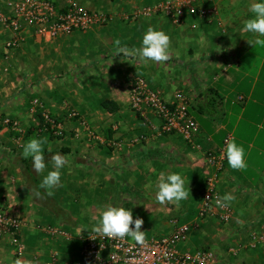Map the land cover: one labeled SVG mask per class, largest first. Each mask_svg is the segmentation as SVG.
Wrapping results in <instances>:
<instances>
[{"label":"crops","instance_id":"0c3cea01","mask_svg":"<svg viewBox=\"0 0 264 264\" xmlns=\"http://www.w3.org/2000/svg\"><path fill=\"white\" fill-rule=\"evenodd\" d=\"M8 1L14 0H0V9L7 13ZM46 1L60 8L75 4L111 21L52 43L26 31L22 47L12 52L6 50L12 34L0 25V206H9L22 222L24 245L18 256L12 237L0 236L3 264L15 259L46 264L53 252H58L59 264L80 260V237L92 232L100 207L109 203L132 208L134 218L143 219L141 230L147 231V238L170 235L173 222L192 225L191 237L179 245L180 251L208 248L220 264H264V245L251 244L264 224V130L257 128L264 123V47L251 45L255 34L241 31L251 16L252 0H202L200 9L217 15L188 13L180 27L157 16L125 18L164 0ZM150 26L171 37L168 61L142 64L114 55L116 39L122 46L139 47ZM36 77L46 81L38 86L31 81ZM138 77L162 91L169 103L182 94L199 125L195 141L199 148L180 136L163 135L161 122L152 113L142 117L131 109V83ZM36 99L42 107L33 110ZM103 102H112L118 110L107 112ZM39 111L60 125L61 137L39 134ZM70 111L78 117L70 118ZM5 119L18 129L5 127ZM84 125L107 142L122 143L121 148L94 141ZM33 136L48 141L46 161L56 152L68 157L62 184L51 190L40 187L51 165L38 174L31 158L22 155L24 143ZM233 138L245 148L246 170L230 169L221 155ZM208 153L223 160L220 196L231 192L236 197L228 225L198 218ZM162 172H180L186 178L190 195L179 206L155 200ZM49 227L61 234H46Z\"/></svg>","mask_w":264,"mask_h":264},{"label":"built area","instance_id":"2783aa9c","mask_svg":"<svg viewBox=\"0 0 264 264\" xmlns=\"http://www.w3.org/2000/svg\"><path fill=\"white\" fill-rule=\"evenodd\" d=\"M202 0H164L159 4L148 7L133 15H126V20L140 17H162L171 22L174 27H180L188 13H198L203 18H210L217 15L216 11H202L200 3ZM6 10L0 9V25L12 34V38L6 44L8 52L16 51L24 43L23 34L26 31L47 43H51L61 37L73 35L75 33H86L95 26H104L111 21L107 15L90 12L83 7L70 4L60 8L54 3L46 0H14L5 3ZM130 105L131 109L138 115L144 117L147 113H152L161 122V133L163 135L180 136L186 143L199 148L196 145L199 125L190 115L188 102L181 93L175 96V102L169 103L165 100L162 91L152 89L143 78H135L131 83ZM38 101H33L32 109L41 108ZM50 130L57 137L62 136L60 125L49 115L43 114ZM78 115L75 111H70V118L75 119ZM3 125L16 131L18 126L12 124L11 120L5 119ZM86 134L94 141L108 145L113 148H121L122 143L107 142L99 138L90 127L84 125ZM40 130V133H43ZM208 160V174L206 185L203 191V201L198 218L201 220L214 218L221 224L228 225L232 219L230 207L219 208L215 200L220 196L218 191V181L223 171V160L217 154H206ZM175 226L173 232L165 237L148 240L146 248L135 246L128 237L123 240L106 238L93 232L80 237L82 242L81 259L69 264H131L130 257L144 254L140 264H220L214 251L198 249L196 251L181 252L178 250L180 244L189 240V235L193 226L189 224L180 225L173 222ZM23 224L17 218L11 208L7 205L0 206V236L12 237L18 256L24 253V245L21 242ZM44 232L50 236H58L61 233L49 227ZM252 247L258 244L264 245V224L260 234H256L251 239ZM131 248V251L128 249ZM35 260H38L36 257ZM60 256L58 252L50 255L46 264H59Z\"/></svg>","mask_w":264,"mask_h":264},{"label":"clouds","instance_id":"9594fccd","mask_svg":"<svg viewBox=\"0 0 264 264\" xmlns=\"http://www.w3.org/2000/svg\"><path fill=\"white\" fill-rule=\"evenodd\" d=\"M251 16L243 21L242 32L255 34L251 45L254 47H264V0H252L248 6ZM114 55L134 58L142 64L149 62L163 63L170 59L171 37L165 31L148 27L144 32L139 47L122 46L121 41H114ZM258 130H264V123L257 125ZM48 143L44 138L30 137L23 145L22 155L25 159L31 158L32 167L38 174L44 173L51 165V170L43 175L40 187L51 190L62 184V170L69 163L68 157L60 152L51 155V160L46 161L45 145ZM50 151V148H49ZM221 155L226 158L228 166L232 170L242 171L248 167L246 151L242 144L235 138L226 142ZM51 195V191L48 192ZM39 195V193H37ZM190 195L189 186L186 185V178L180 172L160 173L156 181L155 200L160 205L175 204L187 200ZM236 197L231 192H226L223 196H218L215 204L219 208L230 207ZM144 221L139 216L134 218L132 208L111 203L100 207V215L97 222L92 226L91 231L97 235L123 240L125 237L134 242L133 247L146 248L148 240L146 233L142 231ZM131 251V248L128 249ZM145 258L141 253L139 256L133 255L129 259L131 264H140ZM0 264L3 261L0 260ZM12 264H38L34 260L15 259Z\"/></svg>","mask_w":264,"mask_h":264},{"label":"trees","instance_id":"16d2710c","mask_svg":"<svg viewBox=\"0 0 264 264\" xmlns=\"http://www.w3.org/2000/svg\"><path fill=\"white\" fill-rule=\"evenodd\" d=\"M102 108L109 113H114L118 110L117 107L112 102H103ZM39 112H40L39 118H40V122H41L40 123L41 124L40 129L44 130V132H47L49 134H53V132L50 130L49 125L46 123V120L43 117L41 111H39Z\"/></svg>","mask_w":264,"mask_h":264},{"label":"rangeland","instance_id":"374dc122","mask_svg":"<svg viewBox=\"0 0 264 264\" xmlns=\"http://www.w3.org/2000/svg\"><path fill=\"white\" fill-rule=\"evenodd\" d=\"M89 2H93V0H89ZM86 8H89L87 5H84ZM85 9V8H84ZM87 10V9H86ZM52 43V42H51ZM32 64L34 65L35 63H33L32 62ZM29 80H30V78H29ZM54 80L55 79H51V81L52 82H54ZM25 82L27 81V79H25L24 80ZM31 81H33V83L34 84H37L38 83V86H39V84L42 82V81H46V79H43V78H41V77H36V78H34V79H31ZM57 85V84H56ZM35 86H37V85H35ZM66 96H72V95H70V94H67ZM68 98V97H67ZM34 101H38L40 104H41V106H42V102H41V100H39V99H36V100H34ZM32 103H33V101H32ZM180 225H183V224H181L180 223ZM174 228H175V226H174ZM166 235H167V233H166ZM161 236V235H160ZM158 237V236H157ZM155 237L154 239H158V238H160V237ZM189 237H191V234L189 235ZM130 239V238H129ZM152 238H147V240H151ZM184 243H188V242H184ZM184 243H182V244H184ZM181 245V244H180ZM181 252H186V251H181Z\"/></svg>","mask_w":264,"mask_h":264}]
</instances>
